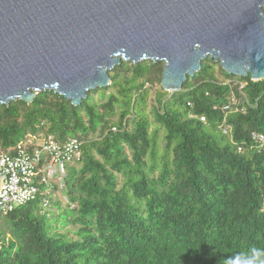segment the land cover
<instances>
[{"label":"trees","instance_id":"1","mask_svg":"<svg viewBox=\"0 0 264 264\" xmlns=\"http://www.w3.org/2000/svg\"><path fill=\"white\" fill-rule=\"evenodd\" d=\"M163 66L121 59L76 105L52 89L0 103V152L48 134L81 152L61 220L39 198L0 214V264H264V144L251 136L264 135V78L206 57L168 92Z\"/></svg>","mask_w":264,"mask_h":264},{"label":"water","instance_id":"2","mask_svg":"<svg viewBox=\"0 0 264 264\" xmlns=\"http://www.w3.org/2000/svg\"><path fill=\"white\" fill-rule=\"evenodd\" d=\"M262 8L264 0H0V103L52 89L79 104L110 84L121 59L163 61L169 92L206 57L261 80Z\"/></svg>","mask_w":264,"mask_h":264},{"label":"built area","instance_id":"3","mask_svg":"<svg viewBox=\"0 0 264 264\" xmlns=\"http://www.w3.org/2000/svg\"><path fill=\"white\" fill-rule=\"evenodd\" d=\"M219 106L214 105L213 108ZM224 104L222 109H227ZM205 120L204 116H200ZM223 132L226 129L223 128ZM252 138L264 144V135L253 132ZM81 156L80 142L75 137L58 142L51 134L41 137L37 146L28 150L19 144L13 153L0 152V214H6L39 198V205L50 204L52 190L57 187L66 199V165Z\"/></svg>","mask_w":264,"mask_h":264},{"label":"rangeland","instance_id":"4","mask_svg":"<svg viewBox=\"0 0 264 264\" xmlns=\"http://www.w3.org/2000/svg\"><path fill=\"white\" fill-rule=\"evenodd\" d=\"M215 133L217 134L218 132L216 131ZM67 165H68V163H67ZM64 193H65L64 191L61 192V194H64ZM50 198H53L52 199L53 205H51V207L48 206V207L43 208V209H45L46 214L50 217V221L54 224L55 219L59 218L61 220L62 216L64 215V214L60 213L59 209L57 208L58 203H56L55 200H57L61 204L62 208L68 207V205H67V199H64L63 196L62 195L60 196L59 193L55 196V198H54V195L52 194V196ZM54 214H59V215H54Z\"/></svg>","mask_w":264,"mask_h":264}]
</instances>
